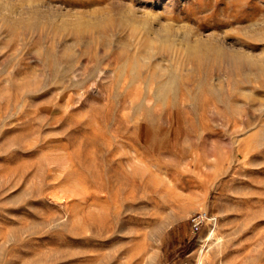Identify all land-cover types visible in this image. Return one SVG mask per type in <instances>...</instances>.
I'll use <instances>...</instances> for the list:
<instances>
[{
    "label": "rangeland",
    "instance_id": "obj_1",
    "mask_svg": "<svg viewBox=\"0 0 264 264\" xmlns=\"http://www.w3.org/2000/svg\"><path fill=\"white\" fill-rule=\"evenodd\" d=\"M0 264H264V0H0Z\"/></svg>",
    "mask_w": 264,
    "mask_h": 264
},
{
    "label": "built area",
    "instance_id": "obj_2",
    "mask_svg": "<svg viewBox=\"0 0 264 264\" xmlns=\"http://www.w3.org/2000/svg\"><path fill=\"white\" fill-rule=\"evenodd\" d=\"M209 220L207 214H199L191 219L192 229L194 233H199L206 221Z\"/></svg>",
    "mask_w": 264,
    "mask_h": 264
},
{
    "label": "bare ground",
    "instance_id": "obj_3",
    "mask_svg": "<svg viewBox=\"0 0 264 264\" xmlns=\"http://www.w3.org/2000/svg\"><path fill=\"white\" fill-rule=\"evenodd\" d=\"M214 236V231H210V237H213ZM200 251L203 252L204 251V246H201L200 247Z\"/></svg>",
    "mask_w": 264,
    "mask_h": 264
}]
</instances>
